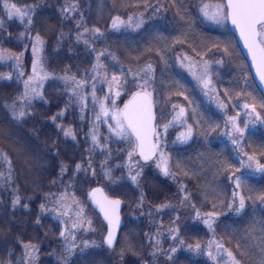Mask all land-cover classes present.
Masks as SVG:
<instances>
[{
  "label": "snow or ice",
  "instance_id": "6c2138e0",
  "mask_svg": "<svg viewBox=\"0 0 264 264\" xmlns=\"http://www.w3.org/2000/svg\"><path fill=\"white\" fill-rule=\"evenodd\" d=\"M45 6V0H32L31 3L25 2L19 4L14 0H0V39H11L13 33L8 31L11 23L16 21L22 25L23 30L19 32L16 39L19 41H31V74L23 80V91L12 98L11 102L5 101L3 108L7 110L5 119H10L17 123L25 122L33 117V102L37 99L44 104L49 101L44 98L43 81L59 80L64 83V91L68 92V102L64 107L54 115L49 116L52 124L55 125V138L33 130L36 141L44 144L40 147L38 143L31 139L21 143L17 139H10V132L0 128V140L7 141L15 150L18 159L23 161L20 172L17 173L13 165V159L8 151L0 149V161L6 166V172L0 171V188H5L11 193V200L8 206L7 231L0 229V238L3 239L6 259H0V264H44L39 260V254L44 251L41 242L50 235V231L44 232L43 236L38 234L40 228L45 227L43 219L49 213L52 219L56 220L60 227L57 228L58 238L56 243L58 249L52 250V255L56 257V264H78L73 259L77 250L82 254L85 249L96 246L95 241L78 238V231H95L92 219L86 214V203L91 202L95 208L99 209L103 219L107 221V235L103 237L102 243L108 249L116 251V229L120 224V210L124 200L112 198L105 191V188L114 185L127 192L129 185L139 192L135 207L141 209L144 214L145 192L147 183L145 166L153 162L160 175L171 179L178 184V198L173 203L170 200L162 201L154 205L156 213H162L165 209H190V216L194 220L200 221L209 233L212 239L207 243L199 240L189 242L182 238L181 226L178 221L181 216L176 212L174 219L165 229L161 223L157 230L152 233H145L149 241L150 252L148 255L152 258L141 259L136 264H156L157 258L162 254L169 264H175V254L178 251L187 250L196 255H206L214 264H264V216L260 220L252 219L242 230H229L228 226L224 228V234L229 237L227 243L215 238L217 228L220 227L219 217L226 216L228 213H234L241 216L246 212L248 201H251L253 212L256 211V203L259 201L264 204V190L255 192L245 183L243 176H236L235 173L241 168L254 169L257 172L264 173V161L257 159V154L264 157V147L254 149L252 154L242 150L243 137L249 123L259 121L264 123V95L257 98L252 91L248 90V77L244 74L246 65L240 64L241 79L245 81L246 87L243 89H225L223 95L234 101L245 98V102L239 105L244 109L243 115L248 117L243 121L244 127H241V113L229 115L227 112V103L219 99V92L213 83L214 69L213 63L223 65L224 57L230 60L238 57V52L231 39L208 40L206 38L193 37L194 26L197 22L196 17L190 12V7H195L204 20L212 24L225 27L230 23L238 31L248 55L251 57L252 67L255 68L256 76L264 85V0H219L217 3H200L189 6L186 0H166L160 3L151 4L150 0H137L136 3H121L122 7L143 8L135 16L128 15L127 20L120 15L112 17L111 28L119 31L121 27L132 29L133 31L141 29L147 23V13L151 10V15L157 16L159 13H167L174 10L173 15L178 21L176 34L169 37L162 35L150 38L143 51L138 55L131 56L137 63L136 66L129 65L125 70L120 57L108 48L98 50L96 42L104 38V31L101 27L93 25L89 27L84 19V13L80 11L78 0L69 2L66 0L58 11L63 20L75 19V44H83L86 50L94 56V60L89 61L90 68L84 70V75L77 78L69 69H65L63 75H55L45 70V45L46 41L40 34V29L36 25L38 11ZM79 13L77 17L76 14ZM163 19L164 17H160ZM5 33L7 34L5 36ZM34 33V35H33ZM71 42V31L65 34L59 32L57 37V49L66 37ZM191 38V39H190ZM185 43L192 49L193 55H177L176 63L184 69L195 81L196 85L202 90L205 96H209L216 101V106L224 112V132L231 143L241 149L239 167L229 162L226 158H221L222 154H217L212 161L214 171L213 181L223 174H227V179L233 182L235 187L229 198L218 183L205 182L200 186L199 195L204 201L212 204V210L201 211L197 204L193 202V193L188 190L187 184L176 181V176L188 177L201 176V169H188L179 158L173 164L172 158L165 152L166 136L170 127H182L185 130L180 132L176 141L186 144L193 137L194 128L207 127L203 129L201 135L207 142V137L211 132H215L220 125L209 120H204L203 116L193 106V101L185 93L188 89L179 79L172 78L174 87L167 88V97L163 103H171V96H184L188 100V106H181L171 103L170 118L164 123H157L154 108L157 94L156 89V68L152 62V57L158 58L156 63L162 65L161 75L172 67L170 63L169 52L175 45H184ZM25 49L28 45H24ZM218 50L223 55L216 58L215 54L209 57V53ZM71 52L72 49L69 48ZM24 52L12 53L7 49L0 48V61L6 59L13 60V67L22 69ZM111 59L115 64L121 65L115 71L109 73L108 68L114 65H106L101 62V58ZM142 60L146 62H141ZM25 76V72L20 70L16 74L19 81ZM11 74H0V80L11 81ZM89 81H91V103L93 105L94 120L91 123L89 132L85 134L83 143H90L89 147L82 150L79 161L74 154L62 153L60 151V135L65 140L70 138L73 142L81 143L78 140V133L71 125H64V117L72 105L73 98L80 105L81 116L84 119L88 103L87 95ZM164 81L161 80V83ZM106 85L107 92L102 98L97 97L96 84ZM103 91V89H101ZM123 97V100L121 99ZM119 101V103H118ZM122 104V106H121ZM192 111L189 114L188 108ZM98 108V111L96 110ZM236 105H233L235 110ZM261 111H257V109ZM164 119L163 110L161 111V120ZM192 120L194 123L189 124ZM101 126H107L108 136L102 137L99 133ZM162 128L163 132L158 131ZM121 142L124 147L117 149L123 151L126 159L120 157V163L112 164L113 149L109 145L115 142ZM99 154L104 159L99 163V172L94 165V157ZM84 153H87L85 159ZM63 156V158H61ZM204 165H201L203 168ZM58 169V173L56 172ZM175 169V170H173ZM116 170H121L120 175H115ZM83 173V175H81ZM107 182L100 186L99 179ZM23 179L24 183H20ZM47 180L50 187L59 185L57 192L45 188L42 181ZM67 181V183H65ZM97 181L96 187H91V182ZM81 183V186H87L85 191L86 200L82 201L75 192V185ZM31 188V192H29ZM72 189V191H69ZM109 191H112L109 188ZM247 192V195L245 194ZM39 193L40 202L38 211L32 212L29 202L37 197ZM223 197V198H222ZM23 208L30 215L24 218L16 216V212ZM147 215L153 216L151 209ZM162 219V217H161ZM15 222V224H14ZM34 225L32 231L37 235L28 238L23 237L21 232L27 229L29 224ZM14 227L16 230L14 231ZM167 233V236L164 233ZM54 235V233H52ZM170 239L173 241L165 250L162 240ZM11 247H8V245ZM215 247V252H213ZM143 245H140V249ZM19 252V257L16 253ZM140 256L141 251L130 243L127 239L121 242L117 256L123 261L126 254Z\"/></svg>",
  "mask_w": 264,
  "mask_h": 264
},
{
  "label": "rangeland",
  "instance_id": "374dc122",
  "mask_svg": "<svg viewBox=\"0 0 264 264\" xmlns=\"http://www.w3.org/2000/svg\"><path fill=\"white\" fill-rule=\"evenodd\" d=\"M65 1L66 0H51L49 2V0H45V6L38 11L39 14L47 10L46 13L44 12L45 13L44 16L49 15L52 12L54 16L58 19V21L60 19L61 22L59 21V23L61 24L64 23L63 24L64 28L62 29V31L65 34H68L71 31V42L69 41V38L66 35V37L62 41L59 50L57 51V55H53L51 57L47 55L44 66L47 72L54 73L57 76L63 75L64 70L67 68L70 70L72 74H76L77 78L79 79L84 75V70L90 68L89 61L94 60V56L90 53L89 50L85 49V46L83 44H78V45L75 44V47L73 48L75 38L72 37V34L74 35L73 30L75 29V22H74L75 19L72 18L69 20H63L58 11L59 7L62 4H64ZM25 2L28 1L20 0L19 4L22 5ZM31 2L32 0L29 3ZM70 2H73V0H71ZM78 2L80 4V1ZM87 2L90 1L84 0V3L82 4L84 6L83 9H81L82 6H80V11L84 13V19L86 24L88 26H93L98 24L101 27V30L104 31L105 33L104 38L96 42L95 45L96 48L98 50L108 48L109 51L115 52L120 57L122 64L125 67V70L129 65H132L134 67L136 66L137 62L134 59H131L130 57L138 55L140 51H143L150 38L154 39L158 35H162L170 38L171 36L176 34L178 21L175 19L173 15L174 10H169L167 13H163V12L159 13L157 16L151 15V10H149L148 13L146 14L147 23L144 25L143 28L133 31L132 29L121 27L119 31H116L111 28L112 17L116 15H120L121 18L126 21L127 18H125V16L127 14L125 13L128 12V7H126L125 9L120 8L119 10V7H117L115 2L109 0L105 2L104 0H100L99 2L98 1L94 3L90 2L89 15H86L85 9H88ZM128 2L134 4L137 2V0H129ZM159 2L165 3L166 0H159ZM192 2H193L192 5L198 4V2H196L195 0H193ZM217 2H219V0L205 1V3H210V4ZM95 3H97L98 5L97 8L94 7ZM156 3L157 0H152L151 2V4H156ZM46 7H51L53 10L51 8H46ZM130 8H132L130 13H132L131 15L133 16H135L138 12L143 11V8H135V7H130ZM192 9H193L192 15L196 17L197 21H199V27H197L196 24L194 26V33L192 38L198 40L199 38L203 37L208 40H221V41L225 39H231L233 41L232 36L228 32L227 26L225 28L212 24L211 22L204 20V18L199 15L198 10L195 7H192ZM168 15L169 17H171L172 20L170 18L169 19L167 18ZM160 17H164V18L161 19ZM156 20H159V25L151 24L152 21H156ZM171 21L173 22L172 25H171L172 23ZM71 22H74L73 24L74 29H67L66 25L68 23L70 24ZM14 23L16 24V26H18L19 32L23 30L22 25H20L18 21ZM169 25H171V27L175 25L176 28L169 30L168 29ZM35 26L37 27V24ZM40 34L43 39L45 38L44 40L47 39L48 35L45 34V31L43 32L40 31ZM9 43L11 44L13 49L16 50L19 47L20 52H24L22 69L14 68L13 60L6 59L4 61H0V65H1L0 67H2L3 73L11 74L13 77L11 81L8 80L1 81V84H3L4 87L10 90L9 97L12 98V96L15 97L17 94L23 91L24 87L21 86L19 82H23V80L27 79L28 75L31 74V41L21 42L15 39L10 41ZM25 44L28 45L26 49L24 47ZM124 44H126L128 51L126 54H124V56H122L118 52L121 48V45ZM49 48L50 46L45 45V56H46V51H49ZM69 48L72 49L71 52L69 51ZM27 49L28 51H26ZM184 54H188L190 56L193 55L192 49L188 46V44L185 43L184 45H179V44L175 45L173 50L169 52V56L171 58L170 63L172 67L166 70L163 76L161 75L162 65L156 63V60L158 58L154 56L151 58L154 67L156 68V77H157L155 84L157 89V94L154 97L156 101L155 112L157 117V123H164L166 122L167 119L170 118V113L172 111L171 103H176L181 106H188V100H185L184 96H177V95L171 96V103H163V101H165L167 97V88L170 86L174 87L172 83V78L174 77L175 79H179L182 82V84L188 89V92L185 94L188 95L190 99L193 101V106L197 108L198 113L203 116V119L209 120L211 122L220 125L219 129H217L215 132H211L208 135L207 142L205 141L204 136L201 135L203 129L207 127L206 125H203L201 128H194L193 137L186 144H181L179 142L174 141L177 135H179L180 132H183L185 130L182 127L177 128L178 129L177 135H175L174 137H172V134L173 131L176 129V127H170L166 136L164 137L166 143V148L164 150L172 158L173 164L175 163L176 159L179 158L180 160L183 161L184 165H186L188 169H201V176L199 177H193L189 179L188 177L177 175L176 181H181L187 184L188 190L193 193V197H194L193 202H195L197 204V207L200 208L201 211L203 212L205 210H212V204L210 202L204 201L203 197L199 195L200 186L204 184L206 181L212 183H218L223 189V193L229 196V192L227 190L228 188L227 184L230 181L226 178L227 174H223L220 177H218L215 181H213V175H212L214 171V168L212 167L213 159H215L217 154H222L221 158H226L236 167H239L240 159L242 158L246 159V157H241L240 155L241 149H237L231 143L230 139L222 134L224 132L225 115L223 111L217 108L216 101L211 99L209 96H205L202 90L196 85L192 77L189 76L188 73L184 69L180 68L179 65L176 63V56L184 55ZM214 54L216 58H220L223 55L218 50H214L213 53H209L208 55L209 57H211ZM224 60L225 62L223 65H216L215 63H213L212 65L213 69L215 70L213 74V83L219 92V99H222L227 103L228 114L235 115L237 111L241 113L240 126L244 127L243 121H246L248 117L243 115L244 109L239 107V105L245 102V98L241 97L240 99L229 101V98L223 95L225 89L235 88L239 90L246 87L245 81L241 79V70L238 67V65L244 64V62L239 52H238V57H233L231 60L228 57H224ZM101 62L105 63L106 65H114V67L108 68L109 73L115 71L121 66L119 64H115V62L111 61L110 58L105 60L102 57ZM141 62L143 63L146 61L142 60ZM20 70H23L25 72V76L18 81L16 79V74ZM244 74L247 75L248 77V81H247L248 90L252 91L253 94L257 98H259L261 94L257 91V89L253 84L247 66L244 69ZM161 80H163L164 82L161 83ZM58 81L59 80H52V79L43 81L42 91L44 93V98L48 100L49 103L44 104L39 99L35 100L33 102V109H32L33 116H36L41 110H43V113H45V115L47 114V117H49L51 115H54L60 109H62L64 107V104L68 102L69 99L68 92L64 90L62 91L59 88L56 90L53 89L56 87L57 84L59 85V83H57ZM91 83L92 82L89 81L88 85H86V88H88V92L86 93L88 106L85 112L83 113L84 119L83 120L80 119L81 116L80 105L76 102L75 98H73L72 105L68 109V112L66 113L63 121L65 126L71 125L73 129L77 131L78 140L81 143L73 142L70 138H68L67 140L75 143L78 146V149H80V151L90 146V143L85 144L83 143V141L85 139V134L89 132L91 123L94 120L93 105L91 103L92 100L91 88H90ZM96 87H97V93H96L97 97L102 98L103 95L107 92L106 85L97 83ZM101 89H103V91H101ZM121 99L123 100V97ZM6 101H8V98H6ZM234 104L236 105L235 110H233ZM50 106H54V109H51ZM96 110L98 111V108ZM162 110L164 116L163 120H161ZM188 111L189 114H191L192 108L189 107ZM257 111H261V110L258 108ZM40 116H44V115L40 114ZM30 119L26 120L25 122L18 123L19 131L20 128H25L28 126ZM49 121L51 125H53L50 119ZM256 122H257L256 127L255 125H253V123L248 124V127L245 130V135L243 137L242 150L248 152L249 154H252L254 149H259L261 147H264V123H260L259 121ZM188 123L193 124L194 122L190 119ZM53 127H55V125H53ZM251 129L258 131L259 133L256 134V132L252 131ZM42 131L43 133L47 132V128L44 127ZM158 131L163 132V129L160 128L158 129ZM36 132H38V129L36 130ZM39 132L41 133V127L39 129ZM99 133L102 137L108 136L107 126H101L99 128ZM109 146L112 147L113 149V159L110 161V163L112 164L120 163L121 162V160L119 159L120 157H124L126 159V156L122 150L117 151L118 148L122 149L124 147V145L121 142L117 141L115 143L110 144ZM84 157L86 159L87 153H84ZM103 159L104 156L99 154V152H97V154L94 157V165L97 167L98 172H99V163ZM257 159L264 161V157H261L259 154H257ZM201 165H204V167L201 168ZM120 172L121 170H116L114 174L120 175ZM239 172L240 175L238 176H243L245 183L249 186H251L254 182L259 183L264 179V173L257 172L254 169H248L245 167V169L241 168ZM145 173H146L147 183L144 188V192H145L144 214H141V209L135 207L136 199L139 196V192L136 191L131 185H129L127 192H125L124 189H121L114 185H110L105 188V191L108 192V194H110L114 198H120L124 200L125 203V209L123 211V219L125 220L126 225L120 234V238H119L120 240L117 244L116 251H109L104 247L102 240L106 233L105 227L99 223V217L95 216L92 213L91 208H89V206L86 205V214L92 219L93 227L95 228V231L94 232L89 231L86 233L82 231H78L76 235L78 238L87 239L88 241H95L96 246L87 248L86 252L87 253L92 252V253L88 256L81 258L84 259V261H80L78 264L81 263L93 264L92 263L93 261L103 259L100 257H105V259L107 258V264H114L116 259H119L117 256V252L119 251L121 242H123L126 239L134 246H136L137 250L141 251L140 256L132 255L130 252L126 254L123 259L124 262H126V264H136L138 260L145 258L149 260L150 256L148 255V253L150 252L151 249L149 246V241L144 234L154 233L157 230V228L160 226L161 222L166 229L169 223L174 219L176 212H178L181 216V220L178 221V223L180 225L182 223V227L184 225L183 220L186 223L188 222L189 225L191 226V228H189L190 226H188L185 230H182L181 235L183 239H185L186 241L188 239L190 240V242L193 243L196 242L197 240H199L202 243H207V241L212 239V234L209 233L208 229L205 228L200 221L194 220L192 216L190 217L187 216L185 218L186 215L185 209H176L175 211H173L172 209H165L164 212L162 213H156L154 207L155 204L166 200H170L173 203H175L179 194L178 184L175 181L171 179H167L162 175H160L158 170L155 168L153 162H150L148 165L145 166ZM237 173L238 172H236L235 175ZM95 182L97 184V181ZM106 184L107 182L104 181L102 178L99 179L100 186ZM109 188H111L112 191H109ZM2 189L3 188H0V190ZM6 191L10 192L8 190ZM77 196L82 197L81 194L80 195L77 194ZM8 200L5 201L6 206L8 205ZM82 201L84 200L82 199ZM250 202L251 201H248V207L246 208V212L249 210ZM149 209H151V211L153 212L152 217H149L147 215ZM246 212L244 214H246ZM244 214L241 217L243 222L241 220L239 221L238 216H236L234 213L228 216L226 215L222 219L219 218L218 222H222L221 224L224 226L223 230L225 226H228L229 230H233V229L237 231L242 230L244 227H246L249 224V222L252 219L260 220L262 216H264V204H262V207H259L256 203V211L250 212V217H246ZM7 228L8 227H4L0 229L7 231ZM219 228L220 227L217 228L215 238L217 240H223L225 243H227L229 237L224 234V231L219 232L218 231ZM164 235L167 236V233L165 232ZM1 239L2 238H0V240ZM2 242L3 240L0 241V244H4ZM169 242L173 243V241H171L170 239L162 240L163 247L165 250L168 249ZM140 245H143L142 249H140ZM2 250L5 251L4 245L2 247ZM95 253L101 255L94 256ZM177 253L185 254V260L188 263L182 261L184 262V264H190V262L191 264L192 263L211 264V260L206 255H196L187 250L178 251ZM17 254L19 257V252H17ZM41 258H43V256L42 254H39V260H41ZM175 258L176 256L174 257V260ZM161 260L163 262L167 261L164 260L162 257ZM55 261H56V257H55ZM94 264H101V263H94ZM175 264H177V262Z\"/></svg>",
  "mask_w": 264,
  "mask_h": 264
},
{
  "label": "trees",
  "instance_id": "16d2710c",
  "mask_svg": "<svg viewBox=\"0 0 264 264\" xmlns=\"http://www.w3.org/2000/svg\"><path fill=\"white\" fill-rule=\"evenodd\" d=\"M24 1L30 2L31 0H24ZM50 1L51 0H49V2ZM70 1L71 0H69V2ZM78 1H80V4L79 5L82 6L81 9H83L84 6L82 4L84 3V0H78ZM87 1H90V2H93L94 3V2H97V1L99 2L100 0H87ZM104 1L107 2L108 0H104ZM109 1L115 2L116 5H117V7H119V10H120V8H123V9L126 8V7L120 6L121 3H124V4H128L129 3L128 2L129 0H109ZM192 1L193 0H186V3L189 6H191L193 4ZM195 1L198 2V3L201 2V0H195ZM205 1L206 0H204V2ZM14 2L20 3V0H14ZM90 2H87L88 3V9H85V14L86 15H89ZM151 2H152V0H150V3ZM94 7H96V8L98 7L97 3H95ZM46 8H51V7H46ZM131 10H132V8L128 7V12L125 13V14H127L125 16V18H127L128 15H131L132 14V13H130ZM46 11L47 10H45L44 12L46 13ZM44 12L43 13H39L37 15V17H36V19H37L36 24H37V28L40 29V31H42V32L45 31V34L48 35L47 39L45 40L46 41V45L50 46L49 51H46V58H47V55L49 57H51L53 55H57V51L59 49H57L56 39L59 36V32L62 31V29L64 28V25H63L64 23H62V24L59 23L60 19L58 21V19L54 16V14L52 12L49 15H46V16H44L45 15ZM190 12L191 13L193 12L192 7H190ZM97 13H98V11H97ZM76 16L78 17L79 16V13H77ZM167 18L168 19L169 18L171 19V17H169V15L167 16ZM74 22H71L70 24L68 23L66 25L67 26V29H74L73 28ZM151 24H153V25H159V20L152 21ZM172 24H173V22L171 23V25ZM171 25H169V28H168L169 30L176 28L175 25H173L172 27H171ZM196 26L199 27V21L196 22ZM89 27H91V26H89ZM18 30H19L18 29V26H16L15 23H11L10 24V27L8 28V31H11L13 33V36H12V38L10 40L9 39H0V41H1L0 48L7 49V50L11 51L12 53H18V52H20L19 47L15 50V49L12 48L11 44L9 43L10 41L16 39V37L19 34V31ZM6 35L7 34L5 33V36ZM74 35H75V31H74ZM74 35L72 34V37L73 38H75ZM74 47H75V43L73 45V48ZM26 51H28V49ZM127 51H128L127 50V46H126V44H124V45H121V48H120V50H119L118 53L121 54L122 56H124V54H126ZM2 73H3V70H2V67H0V74H2ZM1 81L2 80H0V128H3V129H5V130H7V131L10 132V134H11L10 135V139H17V140L21 141V143L25 142L26 140L31 139L32 141H35L36 143H38L40 147H44V144H42L43 143L42 142V139L40 141H36V137H35V135L33 133V130H37L38 129V133H40L39 132V129L41 127V133H43L42 129H44V127H46L47 128V132H45L43 134H46L48 136H51L52 138H55V132H54L55 127H53V125H51V123H50V121H49V119L47 117V114L45 115V113H43V110H41L36 116H33L32 117L33 120L30 119L29 124H28L27 127L20 128V131H19L18 123L17 122L11 121L10 119H5V117L7 116V110L3 108V104L6 101V98H8V101H11L12 98H13V96H12V98L9 97L10 90L8 88L4 87V85L1 84ZM19 83L21 84V86L24 87L23 82H19ZM57 83H59L60 86L57 84L56 87L53 88V89L56 90V89L59 88V89H61L63 91V89H64V85L63 84L64 83L62 81H58ZM50 108L51 109H54V106H50ZM40 114H42L44 116H40ZM253 125H255V127H256L257 126V122H254ZM178 127L179 126H177L176 129L173 131L172 137H174L175 135H177V131H178L177 128ZM251 130L254 131V132H256V134L259 133L258 131L254 130V129H251ZM60 141L62 142L59 145L60 151L62 153H71V154H74L76 156V158H77V161H79L80 154H81L82 151H80V149H78V146L75 143H73V142H71L69 140H65V138L63 137L62 134L60 135ZM174 141L175 142H178V141H176V139ZM0 149H3L5 151H8L9 152L10 156L13 159V165H14V167H16L17 173H19L21 167L23 166V161L17 158L15 150L5 140H0ZM61 158H63V156ZM243 169H245V167ZM0 171H5L6 172V166L3 164L2 161H0ZM56 172L58 173V169H56ZM81 175H83V173H81ZM238 175H240V172L239 171L236 174V176H238ZM20 183H22V184L24 183L23 179L20 180ZM65 183H67V181ZM42 184H43V186L46 189L50 187L49 182L47 180L42 181ZM96 186H97L96 182L95 181H92L91 182V187H96ZM227 187H228L227 190L229 192V196L228 197L230 198L231 197V192L234 189L235 185H234L233 182L232 183L229 182L227 184ZM250 187L253 189L254 193L264 190V179L262 181H260L259 183L258 182H254ZM86 188H87V186H83L82 187L81 186V183L78 182L75 185V189H74L75 192H76V194H79V195L81 194V196H82V197L78 196V198H80L81 200L83 199L84 201L86 200V197H85ZM58 189H59V185L51 186L50 187V190L53 191V192H57ZM69 191H72V189H70ZM29 192H31V188H29ZM245 194L247 195V192ZM8 199L11 200V193L10 192H7L6 189L3 188L2 190H0V228L8 227V221L10 220V217L8 215V208H7L9 206V203H10V201ZM6 200H8V205L7 206H6V203H5ZM39 202H40V196H39V193H38L37 197H34V199L29 202L30 208H31L32 212L38 211ZM86 205L89 206V203L87 202ZM257 205L259 207H262V204L259 201H257ZM89 208H90V206H89ZM252 211H253V209H252L251 202H250L249 203V210L244 215L246 217H250V212H252ZM92 213L95 215V213L93 211H92ZM185 213H186L185 218L187 216L190 217V214H189L190 213V209H185ZM231 214H233V213H228L227 216L228 215H231ZM28 215H30V214L27 213L23 208L19 209L16 212V216L19 217V218H24L25 216H28ZM242 215L241 216H238L239 221L240 220L242 221V219H241ZM95 216H97V215H95ZM223 217H225V216H220L219 218L222 219ZM42 222L45 225V227L40 228L38 230V234L40 236H43L44 232L50 231V235L48 237L44 238L43 241L41 242V247L44 249V251H42L40 253L43 256V258H41L40 261H43L44 264H56L55 255H52V250L54 248L57 249L59 247V245L56 243V239L58 238V233H57L56 230L60 226L58 225V223H57L56 220L52 219V214L51 213H49L47 216H45ZM99 223L101 225H103L100 219H99ZM14 224H15V222H14ZM183 224H184L183 227H182V223L180 225L181 226V230H185L188 226H190L189 223L188 222L187 223L184 222V220H183ZM199 224H201V223H199ZM220 225L221 226H220V228H219L218 231L219 232H223L224 231L223 230V227L224 226L221 223H220ZM33 227H35V226L30 223L28 225L27 229H25V230H23L21 232V234L23 235V237L26 240L28 238H30V237H33V236L37 235L36 232H33L32 231ZM189 228H191V226ZM13 230L15 231L16 228H14ZM52 233H54V235ZM192 235H193V233H192ZM2 240L3 239H1L0 241H2ZM187 241L190 242V240H188V239H187ZM171 244L172 243L169 242L168 245H171ZM3 245L4 244H0V259H6L7 258L6 251H3L2 250ZM8 247H11V245L9 244ZM4 248H5V245H4ZM212 250H213V252H215V248L214 247H213ZM91 253H87L86 252V249H85L84 252L81 254L77 250V254H76V256L73 257V259L76 260L79 263L80 261H84V259H81V258H83L85 256H88ZM96 255H101V254L95 253L94 256H96ZM16 256L18 257V254L17 253H16ZM175 256H176L175 261L177 262V264H180V263L181 264L182 263L184 264V262H182V261L187 262L185 260V254L176 253ZM161 257L165 260V258L161 254L157 258L156 264H169L168 261L163 262L161 260ZM100 258H103V259L95 260L92 263L93 264L94 263H101V264L104 263V264H107V258L106 259H105V257H100ZM189 258H191V257H189ZM151 259L152 258L150 257L149 260H151ZM100 260H103V261H100ZM190 261H191V259H190ZM213 263L214 262L211 260V264H213ZM114 264H126V262H124V260L121 261L119 259H116V261L114 262ZM190 264H191V262H190ZM192 264H195V263H192Z\"/></svg>",
  "mask_w": 264,
  "mask_h": 264
},
{
  "label": "water",
  "instance_id": "95a60500",
  "mask_svg": "<svg viewBox=\"0 0 264 264\" xmlns=\"http://www.w3.org/2000/svg\"><path fill=\"white\" fill-rule=\"evenodd\" d=\"M227 27H228L229 33L232 35V37L235 40L236 46H237V48H238V50H239L242 58L246 62V65L248 67V71L250 73V76H251V79H252L253 84L255 85V87L257 88V90L259 91V93L261 95H264V85H262L260 83L259 78L256 76L255 68L252 67L251 57L248 55L247 49L244 47L243 41L240 39V36H239L238 31H236L235 28L230 23L227 25ZM90 205L93 208V210L100 216V218L102 219V221L104 222V224L106 226V234H105V236H106L107 235V229H108L107 221H105L103 219V216L99 212V209L95 208V206L92 205L91 202H90ZM123 209H124V203L121 205V210H120V224H119V227L116 229V246H117V243H118V240H119L121 231H122V229H123V227L125 225V223H124V221H123V219L121 217V213H122V210ZM103 245H104V247L106 249H108L105 244H103ZM108 250L109 251H113V250H110V249H108Z\"/></svg>",
  "mask_w": 264,
  "mask_h": 264
},
{
  "label": "flooded vegetation",
  "instance_id": "af4514ba",
  "mask_svg": "<svg viewBox=\"0 0 264 264\" xmlns=\"http://www.w3.org/2000/svg\"><path fill=\"white\" fill-rule=\"evenodd\" d=\"M113 198V197H112Z\"/></svg>",
  "mask_w": 264,
  "mask_h": 264
}]
</instances>
